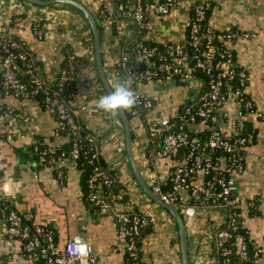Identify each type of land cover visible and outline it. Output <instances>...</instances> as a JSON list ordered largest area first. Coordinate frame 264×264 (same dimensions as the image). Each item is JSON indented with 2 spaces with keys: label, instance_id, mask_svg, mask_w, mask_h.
Masks as SVG:
<instances>
[{
  "label": "crops",
  "instance_id": "obj_1",
  "mask_svg": "<svg viewBox=\"0 0 264 264\" xmlns=\"http://www.w3.org/2000/svg\"><path fill=\"white\" fill-rule=\"evenodd\" d=\"M79 1L95 15L104 8L111 18L101 36V49L104 69L114 89L118 83L125 81L123 77L116 76L113 69L128 43L142 37L159 44L183 40L186 23L195 8L190 0L179 2L168 17L153 16L142 36L138 24L135 30L132 18L119 14L118 4L121 1ZM213 1L208 25L214 30L236 35L232 43L235 58L250 69L246 93L264 113V0ZM35 22H41V38L34 32ZM6 32L24 39L26 50L41 64L46 80L52 84L57 81L62 67L64 48L71 47L75 54L85 57L87 64L77 78L74 106L76 109L85 107L81 110L83 123L95 135L108 170L123 187L122 191L128 193L127 199L119 202L118 208L155 217L154 223L141 237V264H183L174 217L145 193L134 175L119 112L111 115L96 106L97 100L108 93L98 75L93 34L88 22L62 5L41 7L20 0H0V35ZM188 83L189 86L176 85L166 89H161L166 84L143 83L131 87L133 91L153 97L156 106L152 115L174 116L187 100L203 89V83L198 79ZM235 107L233 100L225 107L232 117L235 116ZM12 109L21 113V101L10 93H0V134H5L15 125L23 129L11 142L0 137V166L16 181L17 195L13 205L31 211L37 223L51 224L60 249L73 239L91 247L98 256L94 264H126V243L119 238L117 219L88 201L80 169L74 167L66 156L54 164L41 165L36 159L35 143L54 145L56 149H64L70 144L67 136L56 134L58 121L55 113L39 102L30 101L27 104L30 120L23 124L20 119L11 121L6 118L4 113ZM130 123L136 156L142 159L151 145L149 132L139 125L137 118H132ZM219 124L229 130L223 117ZM248 126L255 132L256 141L247 156L245 171L237 177V186L239 194L245 199H262L256 211H251L247 205L241 206L240 210L249 238L260 251L259 263L264 264V119L252 117ZM173 164L170 158L156 162L164 179L168 178ZM60 171L62 177L59 176ZM204 180L200 175L197 183L201 184ZM184 218L189 264H219L214 237L224 222L223 212L198 210L194 218ZM23 253L22 242L8 236L7 224L0 215V260L9 264H27L28 256Z\"/></svg>",
  "mask_w": 264,
  "mask_h": 264
},
{
  "label": "built area",
  "instance_id": "obj_2",
  "mask_svg": "<svg viewBox=\"0 0 264 264\" xmlns=\"http://www.w3.org/2000/svg\"><path fill=\"white\" fill-rule=\"evenodd\" d=\"M183 0H123L118 4L121 16L137 21L140 32L146 33L152 17L166 18ZM185 1V0H184ZM196 10L194 19L190 16L186 23V37L181 41L157 44L145 38L135 39L128 43L121 58L114 64V74L131 81L135 88L137 84L147 83L161 85L179 79L192 82L196 79L195 71L200 69L208 77L207 85L199 94L187 100L174 116L152 115L156 102L152 96L136 90L137 102L129 109L132 118H137L139 125L149 132L151 145L148 153L142 156L149 165L146 172L147 182L162 201L175 206L183 216L194 218L198 210H219L224 214V226H220L214 237L215 254L219 264H239L231 257V239L238 240L241 258H247V243L241 233V206L247 205L251 211H256L262 199H245L238 192L237 177L245 171L247 156L256 141V135L248 126L254 117L264 119L253 99L246 93V84L250 69L232 58V43L235 36L231 32L217 31L210 26L202 27L206 18V10L211 7V0H190ZM106 32L110 17L100 9L96 15ZM35 34L41 38L43 30L41 23L34 28ZM248 36V34H245ZM218 44L215 45L214 41ZM205 41V45H202ZM194 50L190 56L188 44ZM159 44V43H158ZM134 54L135 63H144L148 67L137 72L128 64ZM24 44L13 40L10 34L0 35V72L3 74L7 93L14 95L22 103L21 113L7 110L4 114L11 121L20 119L23 124L29 122L27 104L34 101L38 92L45 94V106L58 116L57 135L66 128L78 132L82 128L81 110L74 104L68 105L62 99L65 85L73 79L75 64L60 69L56 85L52 89L46 87L41 79L42 69L34 63L28 81L19 77L17 61H29ZM72 61L74 55H71ZM33 59V58H32ZM158 64L155 65V62ZM74 94H70V96ZM236 102L235 116L225 109L227 103ZM228 123L229 130L220 126V118ZM23 127V126H22ZM21 126L10 127L1 138L11 142L22 132ZM209 131L204 137L203 132ZM91 142L96 140L94 134L86 135ZM70 140V139H69ZM72 149L67 154L54 145L41 148L40 142L34 144L36 152L42 149L39 163L54 164L66 156L77 167L80 146L76 141H69ZM98 146H95L93 157L98 159ZM44 153H51L45 157ZM59 153V154H57ZM173 160L168 178L164 179L156 162L161 159ZM79 169V168H78ZM204 177V182L197 179ZM62 177V172H59ZM114 179L108 171L97 164L88 178V201L98 209L113 214L118 222L119 238L126 243V264H141L138 245L141 229L155 221L148 213L114 209L105 193H101L99 183L111 185ZM169 185V186H168ZM17 195L16 181L0 166V215L7 224V234L10 238H18L22 242L23 254L28 256L27 264H94L98 256L92 252L88 244L70 239L63 249L58 247L55 231L51 224H40L35 221L34 214L21 210L13 205ZM248 233V231H247ZM256 249L253 258L259 257ZM0 264H9L0 260Z\"/></svg>",
  "mask_w": 264,
  "mask_h": 264
},
{
  "label": "trees",
  "instance_id": "obj_3",
  "mask_svg": "<svg viewBox=\"0 0 264 264\" xmlns=\"http://www.w3.org/2000/svg\"><path fill=\"white\" fill-rule=\"evenodd\" d=\"M213 3H214V1L211 0V7L206 10V18L202 22V27L209 26L208 25V17L210 15L211 8L213 7ZM102 11H104L105 13L107 12L104 8H102ZM195 15H196V10L193 9L191 11V17L194 19ZM37 23H39V22H35L33 24V28H35ZM99 29H100V33H101V36H102L103 35V31H104V28H103L102 24H99ZM10 36H11V38L13 40H16V41H18L20 43H23L24 44V49L29 55L28 56L29 57V61L27 63L24 62V61H21V60L17 61L18 66L20 68L19 77L21 78V80L24 81V82L29 80V78L31 76V73H32V69L30 67V64L34 63L35 65L40 66L41 69H42V72H41L40 76H41V79H42L44 85L46 87H50L52 89L56 88V85H52L51 83H49L46 80L45 75L43 73V67L41 66V64L38 63L37 61H35L34 59H32L31 54L26 50V46H25L26 42L24 41V39H22V38H20L18 36H15V35L12 36L11 34H10ZM202 43H203L202 45H205V41H203ZM152 44H154V43H152ZM155 44H157L159 46V48H163L162 44H158V43H155ZM214 44L217 45L218 41L215 40ZM188 49H190V53L189 54H190V56H192L194 54V50L191 48L190 43L188 44ZM231 53H232V58L236 59L235 55H234V50H231ZM71 55H74V58H73L72 61L69 58ZM63 56H64V58H63L61 69L68 68L71 63L75 64V66H76L75 71L73 73V79H71L69 82H67L68 84L65 85V91L62 93V99H65L66 103L68 105H71V104H74L75 98L73 97V95L70 96V94H74V92L76 91L77 78L79 76V73L85 68V66L87 64V60L85 59V57L75 54L71 47L64 48ZM131 59L135 60L134 54L132 55V57L128 61V64L131 67H133ZM156 64H158V61L155 62V65ZM2 74L3 73L0 72V93H6V91L8 90V87L5 85L4 78H3ZM195 74H196V79L201 81L203 83L204 88H205L206 85H207V80H208V77H207L206 73L204 71L198 69V70L195 71ZM28 82H30V81H28ZM34 101L39 102L43 107L46 108V106H45V94L44 93H42V92L36 93L34 95ZM127 112H128L129 118L131 120L132 116H131V114L129 113L128 110H127ZM55 116H56L57 121H58V116L56 114H55ZM119 119H120V116H119ZM81 124H82V128H81L80 131L74 132L71 129L66 128L64 130H61L62 131L61 134L64 135V136H67L72 141H76L79 144V146H80V153H79V157L76 160V163H77V167L81 171L82 181H83V183L86 186V197H87V192H88V186H87L88 178L91 175L92 171L94 170L95 166L97 164H100L103 168H105L108 171V173L114 179V181L109 186L104 185L103 183L100 182L99 183V189H100L101 193H105L107 195V198L110 201V203L113 205L114 209L118 210L119 209L118 208L119 202L125 201L127 199V194L128 193L125 192L124 190L122 191L123 187L119 186V184L115 180L114 176L108 170V167H107L108 164H106L105 160L102 158L101 152L98 150V152H99L98 153L99 154L98 155V159L93 157V155L95 154V146H98V141L96 139L95 141L91 142L88 138H86V135L93 134V132L90 131V129H88L82 121H81ZM208 132L209 131L203 132V134H204L203 136L206 137L208 135ZM45 146L46 145H44V146L41 145V148L45 147ZM71 149H72V146H71V143H70L63 150L67 154H69V151ZM40 151L42 152L43 150L40 149ZM40 151L36 152L37 153L36 154V159L37 160L39 159V155L41 153ZM57 154H59V153H57ZM44 155L47 158V157L51 156V153H44ZM87 199H88V197H87ZM139 213H141V212H139ZM240 213H241V210H238V214H240ZM240 221H241V226H242L241 233L244 235L245 241L247 243L248 257L245 258V259L241 258L239 244H238V240L236 238L231 239L229 241V245L232 247L231 257H232V259L234 261L239 262V264H260L259 263V257L253 258V254L255 253L257 248L253 245L252 241L249 238V233H247L248 230L243 224L242 215H240ZM224 224H222V225L224 226ZM150 225L151 224H148V225H146L145 227H143L141 229V234H140L139 241H138V245L139 246L141 245V237L143 236L145 230H147V228L150 227Z\"/></svg>",
  "mask_w": 264,
  "mask_h": 264
},
{
  "label": "water",
  "instance_id": "obj_4",
  "mask_svg": "<svg viewBox=\"0 0 264 264\" xmlns=\"http://www.w3.org/2000/svg\"><path fill=\"white\" fill-rule=\"evenodd\" d=\"M20 1L32 4V5H36V6H41V7L62 5L64 6V8L69 10L71 13L79 15L84 20H86L88 24L90 25L92 34H93L94 54H95V61H96L99 78L102 82V85L105 91L108 94L114 90V87L112 86L107 76V73L104 69V64L102 60L101 33L99 29V22L97 20L95 13L90 8H88L83 2L79 0H20ZM117 1H123V0H117ZM131 20L135 23V30H136L137 21L135 19H131ZM34 60L36 61L35 57H34ZM132 66L137 72L144 71L148 67L144 63L137 64L135 63L134 60H132ZM176 85L189 86V83L176 79L174 82L166 84L161 89L171 88ZM119 115L121 117V120L124 126L125 144H126L128 160L133 169L134 175L138 183L142 187V189L145 191V193L153 201H155L160 206L168 210L171 213V215L174 217L177 223V226H178V231H179L182 262L183 264H189L187 228H186L185 218L182 212H180V210H178L173 205L165 203L164 201L161 200V198L156 193L153 192L151 186L148 184L145 178L146 172L149 169V165L144 160L136 156V152H135L134 144H133V133H132V128H131V123H130L128 112L127 110H121L119 111Z\"/></svg>",
  "mask_w": 264,
  "mask_h": 264
},
{
  "label": "clouds",
  "instance_id": "obj_5",
  "mask_svg": "<svg viewBox=\"0 0 264 264\" xmlns=\"http://www.w3.org/2000/svg\"><path fill=\"white\" fill-rule=\"evenodd\" d=\"M137 102V95L131 87V81L125 80L118 83L113 91L109 94L101 96L96 106L99 110L116 115L121 110H129L134 108Z\"/></svg>",
  "mask_w": 264,
  "mask_h": 264
}]
</instances>
